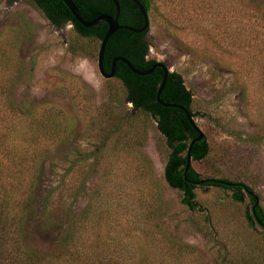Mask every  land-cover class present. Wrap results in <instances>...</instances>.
<instances>
[{
  "label": "rangeland",
  "instance_id": "1",
  "mask_svg": "<svg viewBox=\"0 0 264 264\" xmlns=\"http://www.w3.org/2000/svg\"><path fill=\"white\" fill-rule=\"evenodd\" d=\"M150 3L147 58L180 75L208 143L192 169L245 184L264 209V0ZM97 49L30 2L0 0V170L13 160L26 175L5 207L36 179L27 245L57 264H264L247 199L198 187L190 209L166 185L162 137L99 75ZM61 231L74 242L60 250Z\"/></svg>",
  "mask_w": 264,
  "mask_h": 264
},
{
  "label": "trees",
  "instance_id": "2",
  "mask_svg": "<svg viewBox=\"0 0 264 264\" xmlns=\"http://www.w3.org/2000/svg\"><path fill=\"white\" fill-rule=\"evenodd\" d=\"M14 2L17 0H9ZM30 2L54 27H61L70 24L72 30L80 37L89 38L99 43L106 31L104 23L97 24L90 28H84L76 23L61 0H26ZM119 6L117 22L121 26L138 28L142 24V17L130 0H116ZM142 5L146 15L151 8L150 0H138ZM253 1V0H252ZM79 14L86 21H90L99 15L114 16L115 10L111 0H71ZM147 29L140 33H134L126 29L114 32L106 41L102 53V69L108 73L112 58L119 56L127 60L131 66L139 71L149 69L154 61L144 59L148 44L145 41ZM98 50V49H97ZM163 64V63H162ZM123 89V100L131 104V111L140 112L148 116L155 124L156 130L162 137L168 150L163 168V180L166 185L181 193V203L190 209L195 207V189L198 187H218L230 192L231 200L236 203L248 200L250 207L245 211L244 218L248 225L255 226L264 232V209L258 203V196L245 184L237 181L225 179H201L191 165L183 174L186 160V151L189 143L197 136L189 124L184 113L177 108H167L160 106L155 101V94L158 85L162 80V70L155 67L151 73L145 76L135 75L127 67L116 62L114 75ZM159 99L166 104H174L184 108L192 118L196 114L190 110L192 98L191 94L184 87L180 75L176 72L167 73L164 85L159 94ZM72 126L69 125L65 131L67 138L71 135ZM208 143L203 136L198 142L192 144L189 157L190 162H200L208 154ZM17 164L12 160H7L6 172L0 170V180L4 182L3 188L8 185L10 193L5 194L0 199V264H57L48 262L46 255L41 251L30 248L27 245L32 227L28 224L27 217L37 215V198L31 192L36 185V179L30 186V191L24 195L28 198L22 199L20 207H5L4 203L10 200L16 203L14 197L18 196L17 187L23 185L22 172L17 171L19 178L15 180V168ZM29 180V181H30ZM34 191V190H33ZM8 198V199H6ZM13 206V203H11ZM21 214V216H20ZM39 217V214H38ZM72 231L69 233L61 231L58 239V249H66L73 244ZM71 248V247H70ZM69 256H77L76 252L70 250ZM56 259V258H55Z\"/></svg>",
  "mask_w": 264,
  "mask_h": 264
},
{
  "label": "water",
  "instance_id": "3",
  "mask_svg": "<svg viewBox=\"0 0 264 264\" xmlns=\"http://www.w3.org/2000/svg\"><path fill=\"white\" fill-rule=\"evenodd\" d=\"M111 1L113 3L114 10H115L114 16L99 15V16L95 17L94 19L90 20V21H86L85 19H83L81 17V15L77 11V9L75 8V6L71 2V0H61V2L64 4V6L67 8L69 13L71 14L73 20L76 23H78L79 25H81L82 27L90 28V27H93V26H95L97 24H100V23H104L106 25V31H105V33H104V35H103V37H102V39H101V41L99 43L98 50H97V55H96L97 71H98L99 75L102 78L111 79L113 77L116 62L123 63L130 72H132L135 75H139V76L148 75L149 73L152 72V70L155 67H159L162 70V80H161L160 84L157 87L156 94H155V101L160 106L167 107V108H177V109L181 110L184 113V115L186 116V118H187L189 124L191 125V127L193 128V130L197 133V136L191 140V142L189 143V145L187 147L185 167H184V171H183V174H185L187 168L190 165L189 152H190L191 146H192L193 143L198 142L203 137V134L200 132V130L195 125V123L193 121V118L190 116L188 111H186L184 108H182L180 106H177V105H174V104L163 103L159 99V94H160L161 89H162V87L164 85L167 73H169L167 68L161 62H155L149 69H147L145 71H139V70L134 69L131 66V64L127 60H125L124 58L116 56V57L112 58V60H111L110 69H109L108 73H104V71L102 69L101 60H102L103 49H104V46H105V43H106L107 39L114 32H116L118 30L126 29V30L132 31L134 33H140V32H143L145 29L148 28L147 15H146L142 5L139 3L138 0H130L135 5V7L137 8V10L139 11V13H140V15L142 17V24L138 28H130V27H125V26L119 25L118 22H117V17H118V13H119V6H118V3H117L116 0H111Z\"/></svg>",
  "mask_w": 264,
  "mask_h": 264
},
{
  "label": "flooded vegetation",
  "instance_id": "4",
  "mask_svg": "<svg viewBox=\"0 0 264 264\" xmlns=\"http://www.w3.org/2000/svg\"><path fill=\"white\" fill-rule=\"evenodd\" d=\"M144 59H145L146 61H148V60H152V59H148V58H147V54H145ZM152 61H154V60H152ZM155 62H157V61H154V63H155ZM157 68H159V67H157Z\"/></svg>",
  "mask_w": 264,
  "mask_h": 264
}]
</instances>
